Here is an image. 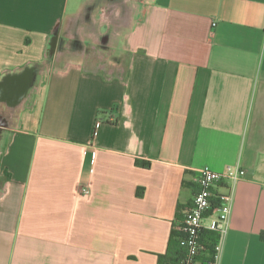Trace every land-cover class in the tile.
I'll use <instances>...</instances> for the list:
<instances>
[{"label": "crops", "instance_id": "1", "mask_svg": "<svg viewBox=\"0 0 264 264\" xmlns=\"http://www.w3.org/2000/svg\"><path fill=\"white\" fill-rule=\"evenodd\" d=\"M105 1L0 0V264H176L199 171L228 166L217 264H264V0H133L108 36Z\"/></svg>", "mask_w": 264, "mask_h": 264}, {"label": "built area", "instance_id": "2", "mask_svg": "<svg viewBox=\"0 0 264 264\" xmlns=\"http://www.w3.org/2000/svg\"><path fill=\"white\" fill-rule=\"evenodd\" d=\"M245 174V170L234 166L226 167L222 173L214 172L208 167L199 171L191 203L180 210L182 219L174 225L175 231L182 235L186 247V255L178 264H200L199 259L205 255L200 236L203 230L218 234L212 264L218 263L220 242L230 217L233 199L231 188H227L223 194H218L217 189L221 182L236 183ZM89 193V188L81 189L82 196L88 197ZM205 219L209 220L206 226L203 224Z\"/></svg>", "mask_w": 264, "mask_h": 264}, {"label": "rangeland", "instance_id": "3", "mask_svg": "<svg viewBox=\"0 0 264 264\" xmlns=\"http://www.w3.org/2000/svg\"><path fill=\"white\" fill-rule=\"evenodd\" d=\"M107 5H108V3L106 2L105 5L103 6V9L98 11L96 18L97 19H104L105 22L102 20V23H104V27L101 29L102 33H104V31H107V28H108L105 23L110 22L109 18L106 21V17H110L114 23L109 24L108 33L110 34V32L115 31V35H118V33H122L125 30V27H127V25L130 22L131 17H129V14H130V9L134 6V1L133 0H115V14L112 13L111 16H110V14L107 13L108 12L107 11L108 10ZM118 9H120V12H118ZM101 15H103V16L100 17ZM123 24L125 27L123 26ZM89 30H91V29H89ZM95 30H97V29H95ZM68 32L69 31H64V32L61 31V37H62L61 42L62 43H66L64 38H66L65 36H68ZM70 32H72L74 37H77L76 34H74V31L72 29L70 30ZM108 33L105 32L103 35L108 36ZM92 45H94V44H92ZM97 45H98V47H100L101 43H98ZM68 46H70V45H68ZM88 48L91 50L94 47L89 46Z\"/></svg>", "mask_w": 264, "mask_h": 264}, {"label": "trees", "instance_id": "4", "mask_svg": "<svg viewBox=\"0 0 264 264\" xmlns=\"http://www.w3.org/2000/svg\"><path fill=\"white\" fill-rule=\"evenodd\" d=\"M201 242L205 248L204 257L200 258V264H212L214 247L218 241V234L212 231L203 230L201 233ZM186 255V247L182 241V235L179 241H171L168 246L167 258L176 264ZM180 258L178 259V257Z\"/></svg>", "mask_w": 264, "mask_h": 264}, {"label": "flooded vegetation", "instance_id": "5", "mask_svg": "<svg viewBox=\"0 0 264 264\" xmlns=\"http://www.w3.org/2000/svg\"><path fill=\"white\" fill-rule=\"evenodd\" d=\"M24 78L25 75L10 79L9 84L5 86V90L8 92L10 97H17L20 95L21 87L24 84ZM6 125L7 120L3 116H0V131L5 128Z\"/></svg>", "mask_w": 264, "mask_h": 264}, {"label": "water", "instance_id": "6", "mask_svg": "<svg viewBox=\"0 0 264 264\" xmlns=\"http://www.w3.org/2000/svg\"><path fill=\"white\" fill-rule=\"evenodd\" d=\"M24 76V75H23ZM30 83H31V74L30 72L29 73H26L25 74V78H24V84L23 86L21 87V92H20V98L25 94V92L27 91V89L29 88L30 86Z\"/></svg>", "mask_w": 264, "mask_h": 264}]
</instances>
